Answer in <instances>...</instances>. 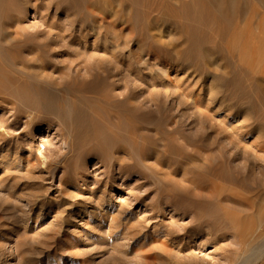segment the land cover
I'll return each mask as SVG.
<instances>
[{"label": "rangeland", "instance_id": "rangeland-1", "mask_svg": "<svg viewBox=\"0 0 264 264\" xmlns=\"http://www.w3.org/2000/svg\"><path fill=\"white\" fill-rule=\"evenodd\" d=\"M150 1H148L149 4L138 2L131 6L129 0H126L129 6L123 11L124 13L118 14L121 17L108 12L109 14H100L98 18L93 19L88 11L89 0H82V3L81 0H77L72 2L73 4L70 0H65V3L64 0H10L8 2L10 5L7 6L9 8L4 9L6 6H2L3 9L0 11L9 14L10 19L19 18V22L16 27L5 23L4 28L13 32L18 27L20 31L36 34V40L40 41L44 47L42 48L44 51H40L42 57L34 54L32 47L22 50L28 66L18 64L17 68L27 70L30 75L17 70H12L11 73L17 79V84L31 83L36 84L37 87L42 86V88L49 87L52 82L70 86V80L73 81L71 88H79L84 85L81 82L82 79L86 80L89 92L85 98L88 102L82 98L86 105L79 103L82 101V99L79 100V96H76V100L78 98V103L86 106L84 116L88 112L89 121L85 116L87 120L84 121L85 119L82 118L81 123L88 122V126L90 123L91 125L82 128L83 124L81 126L78 124L80 127L78 128V125L74 124L76 130H72L74 125L69 126V129L71 128L77 134L80 131L83 132L85 128L88 133L91 131L88 134L91 136L96 127L93 125L97 122L102 126L106 123L105 126L108 125V127L110 124H116L117 115L123 111L121 106L126 108L125 103L121 105L117 102L129 89L137 100L144 101H141V113L151 114L153 112L155 114L154 112L158 111L157 106L154 107L152 101L147 99L152 96L159 100H168L166 103H171L173 112L175 116L177 115L175 119H182L185 123L190 122L191 114L194 115L197 109L205 110L204 112L207 111L206 114L210 116L205 128L188 127L190 130L187 129V133L192 135L197 130L210 131L211 122L218 129L233 132L232 136L238 137L239 145L245 148V152L243 156L232 161L233 164L237 163L236 167L231 163L226 167V170L230 172H226L234 177L243 175L248 177L249 185L253 183L255 187L257 185L259 187L255 188L252 193L237 187L238 192L257 196L259 188H264V126L260 129L250 128L249 132L245 128L243 132V129L236 126L241 123L250 125L249 122L252 123L253 118L258 115L259 120L264 122V69H261L264 67V58L258 57L251 61L250 65L246 62L243 64L238 56L234 57V54L229 52V43L227 44L228 41L224 40L223 43H226L222 44V49H224L222 53L225 54L215 53L216 57L211 60V64L202 63L204 58L196 56L198 58L196 61L201 58L202 65H199L200 60L197 64L194 63L196 68L197 65L201 67L199 71L197 70L200 75L196 73V70L193 72L194 65H189V63L182 65L180 61H174L177 59L176 52L175 59H170L174 64H167L168 62L164 61L168 60L165 55L171 52L170 47H173L175 43V35H180L177 27L164 24L165 19L163 18H168L169 15L152 13L153 19L158 21L155 22L156 27L150 30L146 40H141V35L133 29L136 24L145 22V9L156 5L155 0ZM174 1L181 4L180 1ZM257 3L258 1L255 0L252 4ZM254 7L256 10V6ZM3 15L0 17H7ZM1 18V21L9 20ZM179 21L188 22L184 18H180ZM205 29L209 30L208 35L213 34L210 32L211 29L206 27ZM71 34L76 35V39H70ZM153 35H156V39L152 38ZM214 35L213 38H215ZM11 36L16 35L12 33ZM5 42L4 44H8L10 41ZM183 42L181 46L184 47L181 48L188 51L185 47L187 48V45L191 43ZM191 47H188L189 51ZM200 47L196 48L199 50ZM161 48L163 49L160 51ZM168 49L170 52H167ZM156 51L158 57L155 54ZM213 63L219 69L212 66ZM208 67L216 70V74L212 73L211 76L205 77L204 71H208ZM97 71L99 75L96 74ZM222 71L226 72L228 77L227 74L223 76ZM245 71L252 76L256 74V78H252L256 80L253 81L250 75L248 77ZM92 74L96 75V78ZM221 75L224 79H221ZM74 76L78 82L80 81L78 85L76 84L77 87L73 85L77 82ZM73 79L76 81L74 82ZM105 83L107 86L104 85ZM211 91H214L217 97H213ZM251 94H254L255 100L251 99ZM237 96L241 99L245 97L248 99L246 102L251 101L252 107H242V109L245 108L244 111L238 112L239 110L236 109L238 106L234 103L235 108L233 107L232 111H237L233 113L232 108L230 109L227 105L230 97ZM70 98L75 99V97ZM103 98L108 101L104 103L101 101ZM194 99H198L197 105ZM181 100H185L183 105L179 104ZM28 104L29 101L12 94L9 89H0V264H236L238 259L244 258L248 259V264L264 263V251L259 252L261 248H264V193L254 201L255 203L229 201L228 195H232V190L236 189H232L231 185L221 178H216L214 181L209 180L211 177L203 162L210 154V150H198V152L202 151L200 157L196 155L179 158L175 153L165 155L163 151L166 143L165 137L158 133L155 122L152 124L142 119V122L138 123L141 127V135L149 134V137L146 134L145 137L150 139L149 141L143 140V137L138 139L140 147L142 144L145 149L144 153L137 151L127 154L121 151L115 153V159L117 157L120 163L113 158L105 160L99 148L98 150L93 146L92 149L90 145H85L82 137L80 141H78L79 137L71 138L68 127L61 125V121L59 122L54 112L37 111L30 107L33 106L32 102L29 109ZM114 105L118 106L120 111L113 109ZM106 106L107 108L112 107L108 108L111 114L108 110L106 112L109 113L108 117L105 116L108 120H104L105 117L102 115L106 114L104 113ZM92 107L103 109L105 107L104 112L102 110L103 113L98 111L102 116L98 112L99 117L92 113L94 111ZM224 107L227 108L224 109ZM150 109H155V111ZM81 115L83 117V114ZM155 115L158 116V113ZM251 115L254 117L249 119ZM100 116L103 119L98 120ZM94 122L95 124L92 125ZM169 126L173 127L170 124ZM169 126L165 125L170 128ZM211 135L214 136V134ZM123 136L126 138L129 134ZM211 139L213 140L214 137ZM211 139L209 140L212 141ZM226 139L230 140L222 138L225 141ZM72 140L75 141L72 142ZM129 145L133 146L132 143ZM147 146H149L148 150ZM184 149L190 152L195 147L186 144ZM233 149L235 151V148ZM215 150L217 151L214 149V152ZM138 154L142 158L140 161ZM131 156L132 159L135 157L137 162L134 159L131 162ZM201 157L205 159L202 160ZM133 165L136 166L133 167ZM193 169L196 172L192 171ZM192 172L195 174L193 175ZM214 184L222 185L224 188L217 189ZM159 186L168 190L164 189L159 193ZM174 187L183 193H197L198 191V198L196 197L195 200L200 206H196L197 210L207 218L213 215L214 225L201 227L195 225L193 222L196 216L193 211L196 209L195 203L191 205L188 202L184 204L179 201L169 202L170 197L175 194L174 190H171ZM214 195L215 197L223 195L222 198H225L227 203L219 202V198L216 199ZM223 205H226L225 208ZM227 207L235 211L234 218L243 215L246 220L252 222V242L245 248V251L240 245L239 229L233 228L223 216L224 209ZM259 224L261 226H258ZM254 261L256 263H253Z\"/></svg>", "mask_w": 264, "mask_h": 264}, {"label": "bare ground", "instance_id": "bare-ground-1", "mask_svg": "<svg viewBox=\"0 0 264 264\" xmlns=\"http://www.w3.org/2000/svg\"><path fill=\"white\" fill-rule=\"evenodd\" d=\"M9 1L10 0H0V6H1L0 9H3L4 6H6V8L4 7V9L9 8V7H7L8 4L10 5V3H8ZM70 1H71V4H73L72 2H76L77 0H70ZM148 1L149 0H129V4L132 6L134 3L148 2ZM155 1H156V5H153V6L149 7L147 10L145 9V15H146L145 16L146 17L145 18V22L143 24L142 23L136 24L133 29L136 30L139 35H141L140 36V37H142L141 40H146L147 35L151 32L150 30H152V29H154L156 27L155 24H157V23H155V22L158 21V20H154L153 19V16H151L152 13L153 12H157V14L169 15L168 18H163V20L165 19L163 21V22H165L164 24H166L167 26L173 25L174 28L177 27L178 30L180 31L179 32L180 35H177V36L175 35V39H174L175 43H173L174 44L173 47L172 46L170 47V49L172 48L170 50L171 52L169 51V49H168V51L166 50L167 52H170L169 54H167L165 52L166 53L165 58H167L168 60H166V59L165 60L163 59V60L166 63L168 62L167 64H171V65L174 64V62L172 63L170 61V59L174 58L175 52H176V56H177L178 60L176 59L174 61H176V62L180 61V63H182V65H183V63H189V65L190 64L194 65V63L197 64L198 61L201 59L200 58L198 61H196V59H198L196 56H198V55L200 57L204 58V61L202 63H204V62L207 63L208 62L207 64H209V63L211 64L212 63L211 60H214V58L216 57L215 53L217 55H220V54L224 55L225 54V53H222V52H224V49H222L223 48L222 44L226 43V42L223 43L224 40L228 41L227 44L229 43L228 44L229 52L231 54H234L233 55L234 57L238 56L239 61H241L243 64H245L244 62H246L247 64L250 65L251 61L255 60L256 58H258V57H263L264 58V0H257L258 3H259V4L257 3L258 6H257V4L256 5L252 4L253 1H255V0H177V2L180 1L181 4L176 3L175 1H174L175 2V4H174L173 0H155ZM57 2H59V1H57ZM150 2H152V0ZM64 3H65V0H64ZM81 3H82V0H81ZM204 3H206V4H204ZM148 4H149V2H148ZM176 4H179L181 7H179V5L177 6ZM87 5L89 7L88 8L89 9L88 10L89 14L91 15V18H93V19L98 18V15H100V14H102V15L109 14L108 12H110V13L113 12V15H114V13H115V15L116 14L118 15L119 13H124L123 11H125L127 6H129L127 4L126 0H89ZM254 6H256V10H254L255 9ZM0 13H1V11H0ZM4 13H6V12H3L1 14L3 15ZM1 14H0V16H2ZM3 16H7L6 18H8L9 20H7L4 17H3L4 19L0 17L3 20L6 19L5 21H1L0 20V89H3V88L9 89L12 92V94L19 95L23 99H26L27 101H29L28 107L31 105V102H32L33 106H30V107L31 108H35L37 111L54 112V114L58 118L59 122L61 121V125L65 126L66 128L68 127V129H69V126L72 127L74 124L75 125L76 124L77 125L80 124V126H81V124H83V122L81 123L80 120L82 118L85 119V116L88 119V117H87L88 112H87V115L84 116V114L86 113L84 111V107L86 108V106H82L81 104H79V103H85V105H86V102H84L83 99L85 97H87V93L89 92V90H88L89 88L86 85L87 81L82 79L81 82L84 85L82 87L79 86V88H73V87L71 88L70 87L71 83L73 82L72 80H70L71 83H69L67 81L70 84V86H67L66 84L62 85L61 83L59 84V83L52 82V84H49V87H47V88H45V87L42 88V86L41 87H37L36 84H31V83H29V84L28 83L17 84L18 81L14 77V75L11 73L12 70L13 71L17 70V71H21V72L24 71L26 75H30L27 70H20L19 67L17 68L18 64L19 65L22 64L24 66H28L25 57L22 55V52H23L22 50L25 49V48L32 47L33 48L32 51L34 52V54H37V56L41 55V57H42V54H40V51L41 50L44 51V49H42L44 47H42V44H41L40 41L36 40V38H35L36 34L26 33V31L25 32L20 31V29L18 27H17V30L15 29L16 31L14 30L15 32L14 31L12 32L10 30H6L4 28V25H6L5 23L10 24V25H15L14 27H16L18 22H19V18H16L14 20L10 19L11 17L9 18L8 17L9 14L7 15V13L4 14ZM118 16L121 17L120 15H118ZM115 17H117V16H115ZM154 18H155V16H154ZM180 18H184V19L188 20V22H184L183 23L182 21H179ZM117 19H119V18H117ZM123 19H125V18H123ZM120 22H121V20H120ZM159 23H160V21H159ZM161 25H163V24H161ZM161 25H159V26H161ZM205 27L211 29L210 32H213V34H215L214 35L215 38H217V39L213 38V34L211 36L208 35L207 33H208L209 30L205 29ZM177 28H176V31H177ZM12 33H15L16 36L12 37L11 36ZM155 36L153 35L152 38L154 37L156 39ZM70 37H71L70 39H72V40L76 39V35H74V34H71ZM6 40H8L10 42L8 44H4V43H6L5 42ZM183 41H186L187 44L191 43V45L189 44L190 46L187 45L188 47L192 46L190 51H189L188 47L187 48L185 47V49H187L188 51L184 50V48L183 49L181 48V47H184V46H181L182 43H184ZM48 42H50V40ZM156 42L158 44L157 40H155V43ZM168 45H170V44H168ZM199 46H201V47L198 50L196 47H199ZM162 49L163 48H161L160 51ZM226 51H227V49H226ZM156 53H157V51L155 52V54ZM231 54H230V56H231ZM156 55H157V57L159 56L158 54H156ZM163 56H164V54H163ZM162 58H164V57H162ZM28 64H30V62H28ZM195 65H194V67L196 68ZM199 65H202L201 64V60L199 61ZM199 65H197L198 66L197 68L200 67ZM205 66H206V64H205ZM205 66L203 65L204 68H205ZM212 66L218 67L216 64L214 65V63L212 64ZM252 66H254V65L252 64ZM190 67L192 68V66H190ZM246 67H247V65H246ZM195 68L193 69L194 70L193 72H195V70H196V73L201 69V67L199 69H197V68L195 69ZM218 69H219V67H218ZM261 69H264V67L261 68ZM93 71H95V70H93ZM98 72L99 71H97L96 74H98ZM212 73L216 74V70H211L209 68L208 71H206V70L204 71L205 77L206 76H211ZM202 74H203V72H202ZM225 74H227V73L223 72V76H225ZM92 75L96 78V75H94V74H92ZM198 75H200L199 72H198ZM246 75L249 77L250 74H248V72H246ZM101 76H99V77H101ZM223 76L221 75V79H224ZM250 76H252V75H250ZM255 76H257V75L255 74ZM255 76H252L251 79L253 77H255ZM227 77H228V74H227ZM97 78H98V76H97ZM229 78H227V79L229 80ZM75 79H76V77H75ZM75 79H73L74 82L76 80H77V82L75 84L73 83V85L76 86V84L78 85V83H80V81L78 82V79H76V80ZM234 79L235 78L233 77V80ZM252 80L255 81L256 79L255 80L252 79ZM89 81L90 80L88 79V82ZM244 81H246V80H244ZM112 83L116 84V82H112ZM193 83H194V81H193ZM230 83L232 84V82H230ZM230 83H229V85L231 86ZM234 83H235V81H234ZM107 84H108V81H107ZM109 84H110V82H109ZM212 84H215V83L212 82ZM104 85H106V83ZM221 85H222V83H221ZM226 85H228V83ZM226 85H225V87H226ZM84 86H86L87 88L84 87ZM127 88H128V86H127ZM228 88H226V89H228ZM226 89H224V91L227 92ZM231 90H232V88H231ZM229 91H230V89H229ZM212 93H213V97H217V95L215 94L214 91ZM107 95H109V94L107 93ZM253 95H252L251 99L255 100V98H253ZM256 95L258 96V93ZM76 96H79L78 97V98H80L79 100H81L83 98L82 101L78 103V98L76 100ZM122 96L123 97L119 98V101L117 103L118 104L119 103L120 104L121 103H125L126 108L124 109L123 105L121 104L122 105L121 107L123 108V109L122 108L121 109L123 111H121L119 113V115H117V117L115 116L116 119H117V123L116 124H112V125L110 124L111 126L109 125V127H108V125L105 126L106 125L105 122H104L105 125H103V126L99 125L98 122H97V124H95V122H94V123H92V125L95 124L93 126L94 127L96 126V127H95L94 132L91 133L92 134L91 136L90 135L88 136V134L91 131L88 133L87 129H85V128H84V130L82 129L84 133L81 132V131H80L81 133L79 132V134H81V135L83 134L82 136H80L76 132L72 131V130H76L77 129L76 128L77 125L76 126L74 125L75 127L72 128V130H71V128L69 129V131H70L69 134H71V138L77 139L79 137L78 141H80V139L82 137V139H84V141L86 143L85 145H90L92 147V149H93V146H95L97 149L99 148L100 152L102 151V153L104 154V157H105L104 159L105 160L113 158L118 163H120L117 160V157L115 159V153H117V152L124 151L127 154H131L133 152L139 151L140 153H144L145 149L142 147L143 145L141 143H140L141 144V147H140L138 139L140 137H143V140H146V141L148 140L145 137L146 133L144 134V136L141 135V132H140L141 131L140 130L141 127L139 126V124H140L139 122L140 121L142 122V119H145L146 122L150 121L149 123L155 122L156 124H154V125H155V128L157 127L158 133H160L161 135H163V137H165L164 141H166V143L164 144L165 147L163 149V151L165 152V155L168 154V153H175L179 158L196 156V155H198L200 157V155H202V153H201L202 151L198 152V150H200V149L201 150L204 149V151L205 150H208V151L210 150L211 151L210 154H209V152H207L209 155L206 157V159L204 157L203 158L205 160L202 157H201V159L204 160L203 163L206 164L204 166L206 168V171H208L207 173L211 177L209 179L210 181H214V179H216V178H219V179L221 178L224 181H226L227 183H229L231 185L232 189H236L235 190L236 192L232 190V195H228L229 199L227 198L228 196H226V199H228L229 201H232V200L233 201H237V200H239V201H243V202L255 203L254 201L257 198H260V195H262V193H264V188H262V189L259 188L260 190L258 192L256 191L258 193V195L256 193L257 196L249 195V194H245L244 195L242 192H238V189L240 188V189H243V190H246V191L252 193L254 191V189L259 187V186L257 185V187H255V185H253V183H251L252 185H249L247 183V178L248 177H246L244 175L243 176L240 175L241 177H238V176L234 177L232 174L228 173V172H230L229 170H226V167H228V165H230L232 163V161H234L237 158H239V156H243V154L245 152V148L244 147H240V145H239L240 141L238 142V137L232 136L233 132H230L229 130L227 131L226 129H222V128L218 129L217 126L214 125V123L211 122L210 123V131H203L202 130L200 132V131L197 130V132L195 134H192V135L188 134L189 132L187 133V129L190 130L189 128H193V127H196V126H199L201 129L205 128V125H207L209 120H210L209 114L208 115L206 114L207 111L205 113L204 112L205 110L202 111V110H198L197 109V111L194 113V115L191 114L190 120H189L190 122L189 123H187V122L185 123L184 120H182V119H177V120L175 119V117H177V115L175 116V113L173 112V108L171 106V103H168V104L166 103L168 100H165V99L164 100H161V99L159 100V99H156V97L153 98V96L151 98L150 97L147 98L150 101H152V104H154L153 105L154 107L157 106L156 108H158V111L156 110V112H154L155 114L158 113V116H156L155 114H153V112H151V114L147 113V112L146 113L145 112L141 113L140 107H141V104H142L141 101H143V100H141V101L137 100V97L133 94L131 89H129L128 92L123 93ZM70 97H72V98L75 97V99L73 100ZM237 97H235V98H237ZM245 97L248 98V96H245ZM245 97L243 99L238 97L237 100L234 97H230V99H229L230 102L228 103V105L227 104H225V105L229 106L230 109L232 108L231 109V111H232L233 107L236 104V106H238V108H236L237 110H239L238 112H240V111L243 112L245 108L242 109V107H250L252 105L250 103L251 101L246 102V100L248 101V99H246ZM244 99H245V101H243ZM111 100H112V98H111ZM133 100H134V102H133ZM75 101H77V103ZM101 101L104 102V101H108V100L103 98V100L101 99ZM223 101H224V99H223ZM87 102H88V100H87ZM188 102H190V101H188ZM254 102H256V101H254ZM258 102H260V101H258ZM104 103H106V102H104ZM184 103H185V100H181L179 102L180 105H183ZM194 103H195V105H197L198 104V99L197 100L194 99ZM116 105H114L115 108L113 107V109H116V111H117V109L119 107L116 106ZM193 106H194V104H193ZM30 107H29V109H30ZM239 107H241V108H239ZM106 108H107V106H106ZM108 108L105 109V107H104V109L106 110L105 112H104L103 108H97V107L93 108L95 112L92 111L93 109L91 111H92V113H95L98 116L100 113H103V112L106 113L107 110L109 112L110 109H108ZM110 108H112V107H110ZM194 108L196 109V106ZM225 108H227V107H224V109ZM113 109H111V110H113ZM155 109L154 110L150 109V110L155 111ZM31 110H33V109H31ZM36 110H34V111H36ZM102 110H103V112H102ZM118 110L120 111V109H118ZM237 110H235V111H237ZM98 111H101V112L99 113ZM247 111H249V110H247ZM114 112H115V110H114ZM109 113L111 114V112H109ZM109 113L102 114V115H104L103 117H105L106 115L108 117ZM177 113L178 112H176V114ZM81 114H83V117H81L82 116ZM146 114H148V116H146ZM249 115L250 114H248V116ZM208 116H209V119H208ZM248 116L246 118V121L248 119ZM258 116L255 117L256 119L253 118L254 116H252V115L249 117V119H252V118L254 119V120H252V123L249 122L250 125H247L245 123L239 122L241 124L237 125L236 127H238L239 129H243V128H245V130L248 129V130H246L247 132H249L250 128H257V129L258 128L260 129L261 127L263 128L264 122L262 120H259ZM103 117H101L98 120L103 119ZM107 117H105L104 120H108ZM83 119H82V121H83ZM87 119H85L84 121H86ZM88 121H89V119H88ZM109 121H110V119H109ZM239 121H241V120H239ZM248 121H250V120H248ZM84 124H83V126H81L82 128L85 127L86 125L88 126V122H86L85 125ZM169 124L173 125V127H170ZM90 125H91V123L89 124L88 127H90ZM165 125H168L170 128L165 127ZM250 126H252V127H250ZM77 127L80 128L79 125ZM106 127H108V129ZM151 128H153V127H151ZM155 128H153V129L155 130ZM63 129H65V128H63ZM196 129H198V128H196ZM90 130H92V128ZM207 130H209V129H207ZM245 130L243 132H245ZM86 131H87V133H86ZM63 134H65V132ZM122 134L123 135H128L129 134V137L127 136L128 138L127 137L125 138ZM142 134H143V132H142ZM211 134H214V136L211 135ZM239 134H240V132H239ZM120 135L122 137H120ZM148 135L149 134H146L147 137H149ZM123 137L125 138V140H123L124 139ZM213 137H214V139L212 140L211 138H213ZM152 138L154 139V137H152ZM222 138H228L230 140L227 141V139H226V141H225V140H222ZM179 139H182V141L181 140L179 141ZM209 139H211L212 141H210ZM208 140H209V142H205V141H208ZM73 141H75V140H72V142ZM127 141L129 143H132L133 146L129 145V143ZM82 143L84 145V142H82ZM174 144H176V145H174ZM186 144H188V146L194 145L195 149L193 151H190V152L184 151L185 150L184 148H185ZM147 147H148L147 148V150H148L149 146H147ZM188 148L191 149L190 147H188ZM233 148H235V151H233L234 150ZM158 149H159V147H158ZM214 149H217V151L215 150L216 152H218L217 155H216V152H214ZM153 150H155V149H153ZM102 153H100V154H102ZM161 153H162V151H161ZM199 153H201V154H199ZM138 155L140 156V154H138ZM203 156H204V154H203ZM199 157H198V159H200ZM216 158H219V159H216ZM133 159L135 160V157ZM133 159H132V156H131L130 157L131 162H132ZM141 159L142 158L140 156L138 158V160L140 161ZM135 162H137V159L135 160ZM236 164L234 163L233 165H235V167H236ZM136 165H133V167L136 166ZM235 167H233V168H235ZM231 168H232V165L230 166V169ZM237 168H238V165H237ZM249 169H252V168L249 167ZM249 169H247V171ZM192 171L196 172L195 169H193ZM226 171H228V172H226ZM233 171H234V169H233ZM194 172H192L193 175L195 174ZM249 172H250V170H249ZM198 173H196V174L199 175ZM241 173H243V172H241ZM250 174L251 173H249V175ZM259 174H261V173L259 172ZM259 176H261V175H259ZM198 177L200 178V176H198ZM191 180H192V178H191ZM253 180L255 181V179H253ZM196 182H197V180H196ZM207 183H208V180H207ZM176 187H177V185H176ZM176 187L171 189V190H174L175 194H174V196L170 197L169 202H171V203L175 202L176 203V201H179V202H182V204L188 202L191 205H194L193 203H195V205H194L195 207L196 206L197 207L200 206V205L197 204L198 201L196 203V200H195L196 197L198 198V194H197L198 191H197V193H193V192L192 193H190V192H184L183 193L179 189L177 190ZM214 187H216L217 189L224 188V186L219 185V184H216V185L214 184ZM234 187H236V188H234ZM237 187H238V189H237ZM164 189H166V188H163V187L159 186V190L160 191H158V190L157 191L160 193V192H163ZM166 190H168V189H166ZM221 193H223V192H221ZM215 196L216 195H214V197ZM222 197H223V195L222 196L219 195V197H215V198L216 199L219 198L218 201L221 202V203H223L222 201H224V203L225 202L227 203V201H225V198H222ZM199 200H201V199H199ZM199 203L201 204V202H199ZM221 203H219V204H221ZM231 203H233V202H231ZM261 203H262V200H261ZM246 205H248V204H246ZM194 206H193V208H194ZM223 206L225 208L226 205H223ZM228 206H230V205H228ZM197 207H196L195 210L193 209V211H195V213H196V216H195L194 221H193V222H195V225H197L198 227H201L203 225H209V224L215 223V218H214L213 215L211 217H209V218L204 217L203 215H201V212L199 210H197ZM231 209L228 208V207L226 209H224V215L223 216L230 222V224L233 226V228H238L239 229L238 234H239V237H240V239H239L240 240V245H242V247H243V249L242 248L241 249L245 251V248H247L249 246V244H251L250 242H252L251 241V239H252L251 237H252V233H253V229H252L253 227H251L252 222L246 220V218L243 215L242 216L240 215L238 218H234L233 216H235L236 213H235V211H233ZM243 210H245V209H243ZM222 225L223 224L221 223V227H223ZM258 226H261V225L259 224ZM215 228L216 227H214V229ZM255 230L257 231V229H255ZM262 251H264V248H261L259 252L261 253ZM241 252H243V251H241ZM240 254H239V256H240ZM263 254H264V252H263ZM253 263H256V262L254 261ZM236 264H248V259H246V258H244L242 260L238 259ZM262 264H264V263H262Z\"/></svg>", "mask_w": 264, "mask_h": 264}]
</instances>
